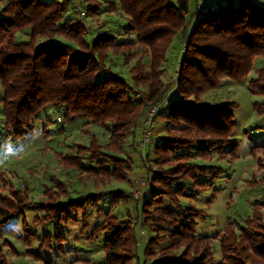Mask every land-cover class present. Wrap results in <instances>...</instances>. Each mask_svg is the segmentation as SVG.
Here are the masks:
<instances>
[{
    "label": "trees",
    "instance_id": "trees-1",
    "mask_svg": "<svg viewBox=\"0 0 264 264\" xmlns=\"http://www.w3.org/2000/svg\"><path fill=\"white\" fill-rule=\"evenodd\" d=\"M81 1L78 6L73 4L75 0H6L0 8V113L6 136L22 138L34 128L33 119H39L38 112L51 105L60 111L64 122L73 118L89 120L110 133L105 145L91 139L75 156L65 157L64 168L125 181L132 160L129 156L121 157L123 146L144 122L145 106L161 101L167 91L169 85L162 81L160 67L166 62L171 41L185 33L190 20L192 26L183 40L173 79L172 93L177 97L165 106L166 113L160 118L175 129L154 145L153 159L158 169L148 171L151 174L143 193L148 197H143L141 204L138 202L136 222L131 221L130 213L121 222L106 213L105 219L91 229L87 240L106 233L103 264H215L210 239L196 235V221L204 214L180 203L186 191L182 182L190 180L197 189L210 187L212 193L207 202L211 203L217 194L212 182L223 170L191 164L193 154L204 161L213 159V155L229 163L237 158L238 146L231 140L237 104L206 105L200 95L216 89L224 78L242 82L253 70L255 59L264 58V5L255 0H227L213 9L206 7L203 0L190 13V0ZM101 12L122 16L117 31L125 38L113 34L90 38L86 25L75 15L82 13L94 18ZM23 31L28 40L17 41L16 34ZM42 39L48 42L40 45ZM110 51L121 56L124 64L137 57L129 70L131 84L106 67ZM140 53L150 57L149 77L143 74ZM253 72L254 76L247 80V90L264 99V62ZM139 87L146 90L140 91ZM132 94L138 96L136 103ZM253 110L264 122V103L254 102ZM259 151H264V142L250 148V154ZM85 154L90 159L88 164L81 161ZM200 176L208 177L210 183ZM49 180L52 185L42 189V201L30 204L45 213L35 222L53 223L52 233L38 238L39 248L50 251L52 243L57 250L62 249V224L76 223L83 217L82 227L87 229L85 212L88 208L101 212L102 193L72 198L68 184L51 176ZM26 192L16 189L11 199L0 196V229L29 204L23 195ZM110 195L118 202L123 198L121 192ZM161 198H167L172 206H154ZM263 210L264 202L255 201L251 215L241 226L229 222L220 233V264H264ZM136 224L155 233L146 239L142 262L135 251ZM26 227L23 220L26 240L38 237ZM235 227L239 235L235 234ZM30 253L42 260L35 252Z\"/></svg>",
    "mask_w": 264,
    "mask_h": 264
},
{
    "label": "rangeland",
    "instance_id": "rangeland-1",
    "mask_svg": "<svg viewBox=\"0 0 264 264\" xmlns=\"http://www.w3.org/2000/svg\"><path fill=\"white\" fill-rule=\"evenodd\" d=\"M83 1V0H82ZM81 1V2H82ZM206 7L216 8L220 2L227 0H204ZM190 13L197 10L203 0H190ZM259 5H264V0H255ZM6 0H0V8L5 5ZM80 5V0H75L73 4ZM83 3V2H82ZM87 27L89 37L92 38L98 34L118 35V25L123 22L120 14L108 16L106 12H101L99 16L90 18L86 14H77ZM190 22V20H189ZM188 22L186 31L183 35L179 34L171 42V46L166 53V62L162 65V81L168 83L169 87L163 93L162 111L159 116L150 119V124L144 121L139 125L134 136H128L124 144V152L121 157L129 156L132 160L130 169L127 170L125 181L120 182L114 178H107L102 175H88L85 172H79L73 168H64V158L72 157L77 154V150L87 147L91 139L101 145L108 142L109 131L98 124L90 123L89 120L73 118L70 122H64L63 116L57 108L47 105L38 112L39 119H33L34 128L27 132L20 139L6 136L4 129V120L0 113V196L11 199L12 191L21 189L26 191L23 195L29 200V204L24 206L22 213H17L13 218L0 229V264H103V246L106 233L103 232L93 241L87 240L91 229L100 224L105 219V214L109 213L110 217L118 221H125L127 213L131 215V221L136 222L139 216L141 200L147 198L143 196L148 187L150 172L155 171L157 166L153 159L154 145L158 144L167 132L175 129L174 126L168 125L161 120L165 115L166 105L173 97V79L176 76L177 66L179 65L183 47L184 38L189 34L190 27ZM17 41L28 40L26 31L16 34ZM88 37V38H89ZM119 39L125 38L123 34L118 35ZM134 38V35H131ZM48 40H39V44H45ZM138 48H135L136 50ZM121 55V54H120ZM143 74L145 77L150 76V57L142 53ZM106 67L110 73L122 77L130 82L131 68L135 66L137 57L132 58L124 64L123 58L119 55H113L109 52ZM264 58L258 57L254 61L253 70L261 66ZM253 70L247 78L237 83L233 80L224 78L221 84L212 90H207L200 95L203 104H212L220 102H229L237 104V109L233 115L234 132L231 140L237 144V158L229 163L226 160H219L213 155V159L204 161L193 154L190 161L193 165L200 167H219L223 174L213 181V190L217 194L215 199L208 203L209 195L212 193L210 187L197 189L192 186L190 180H184L185 196L180 199L183 207H192L201 211L204 216L197 222L198 236L208 237L210 239V248L212 249L215 264H220V233L229 222L241 226L244 219L251 215L252 205L255 201L264 202V151L250 154V148L259 146L264 142V122L256 116L253 110V104L264 103L261 97L252 96L247 90V80L254 76ZM140 91H145L146 87H139ZM137 94V93H136ZM132 94L135 103L138 96ZM2 90L0 88V99ZM152 103L145 106L144 120L149 116L153 107ZM155 104V103H154ZM0 103V112H1ZM61 108H59L60 110ZM61 119L57 121V119ZM51 121H50V120ZM147 127V129H146ZM96 142V141H95ZM71 147V148H70ZM194 153V152H193ZM84 164L90 161L87 154L82 156ZM167 168V166H164ZM55 177L68 184V189L72 198H82L90 193H102L100 202L101 212L96 213L91 208L85 212L84 220L87 222V229H83V217H80L76 223H69L59 227L60 235L64 243L62 249L57 250L56 244H51V250L40 249L38 238L43 233H52L53 223L45 220H35L43 216L41 211L33 208L30 202L42 201L43 188L51 186L49 177ZM210 183L208 177H199ZM110 192L116 194L120 192L123 195L121 201H116ZM192 194V195H191ZM191 195L192 197H187ZM171 205L167 198H161V201L154 206ZM172 206V205H171ZM136 208L138 209L137 211ZM263 217H264V210ZM264 219V218H263ZM23 220L26 221V230L31 235L36 234L38 237L30 236L29 240L25 239L27 234L23 232ZM237 227L234 228L235 234H238ZM137 241L136 254L140 262L143 261V249L146 239L155 233L147 227L137 225L135 228ZM8 244H3V242ZM30 252L38 254L42 260L36 259Z\"/></svg>",
    "mask_w": 264,
    "mask_h": 264
},
{
    "label": "built area",
    "instance_id": "built-area-1",
    "mask_svg": "<svg viewBox=\"0 0 264 264\" xmlns=\"http://www.w3.org/2000/svg\"><path fill=\"white\" fill-rule=\"evenodd\" d=\"M161 104H162V102H159V101L155 102V104L154 103L152 104L151 107H153V108L149 112L148 118L146 120H144V121H146L148 123V125L150 124V119H152L153 117L157 116L158 111L161 109V107H160ZM146 129H147V127H146Z\"/></svg>",
    "mask_w": 264,
    "mask_h": 264
}]
</instances>
